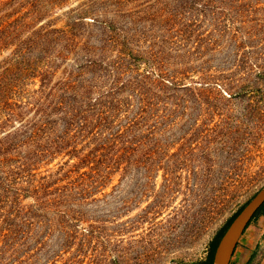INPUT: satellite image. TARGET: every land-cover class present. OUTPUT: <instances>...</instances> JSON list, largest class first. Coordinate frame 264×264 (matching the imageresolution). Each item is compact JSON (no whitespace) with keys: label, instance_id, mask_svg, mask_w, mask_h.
<instances>
[{"label":"rangeland","instance_id":"rangeland-1","mask_svg":"<svg viewBox=\"0 0 264 264\" xmlns=\"http://www.w3.org/2000/svg\"><path fill=\"white\" fill-rule=\"evenodd\" d=\"M10 14L0 264H204L264 187V0H0ZM231 264H264V209Z\"/></svg>","mask_w":264,"mask_h":264},{"label":"trees","instance_id":"trees-1","mask_svg":"<svg viewBox=\"0 0 264 264\" xmlns=\"http://www.w3.org/2000/svg\"><path fill=\"white\" fill-rule=\"evenodd\" d=\"M14 15L15 14L6 15V16H4V18L2 20L0 19V47L1 46L2 47L9 46L10 43H11V40L14 38L12 33L14 32V30L16 31V30L19 29L20 19H15V20L12 19L11 20V17L14 16ZM27 42H28V46H29V51L31 49L34 50L35 46L38 43L37 40L34 38V36L28 38ZM23 45H25V46H23ZM19 46L20 47H19L18 50H19V52L22 55L28 49L27 43L25 41H21L19 43ZM7 72L8 71L5 69L0 74V107H3L2 109H5L8 112H12L14 114V111L12 109L13 103L11 101H9L10 99H9L8 95H9V93H12V92L15 93V92H17V89L18 88L15 85H13V84L10 85V86L8 85L10 83L8 81V73ZM74 89H75V87L68 88L69 92H70V90H72V93L73 94L75 92ZM62 100H64V97H62ZM62 102L63 101L57 103L55 107H57V105L58 106L63 105ZM55 107H53V108H55ZM9 114H11V113H9ZM44 116L47 117L49 120H45L43 122V124L41 125V127H36L35 126L33 128L44 129L47 126V124L50 122L49 113H46ZM10 136H11V134L10 133H7L4 138H1L0 139V163H2V164L4 163V161L7 160L6 158H3V153L5 152V150L8 149L9 146H11V144L17 145V144L14 143L16 140L15 139H12V137H10ZM263 209H264V206L254 216V218L252 219V221L258 216L259 213L262 212ZM236 214L226 223V225L222 228V230L220 231V233L218 234V236L211 243L210 252L208 254L207 259L204 261V264H213V256H214L215 249H216V247L218 245V242L221 239V237L223 236V234L226 231V229L228 228V226L230 225V223L233 220V218L236 216ZM252 221L249 223L248 227L251 225ZM247 228H246V230H247Z\"/></svg>","mask_w":264,"mask_h":264},{"label":"water","instance_id":"water-1","mask_svg":"<svg viewBox=\"0 0 264 264\" xmlns=\"http://www.w3.org/2000/svg\"><path fill=\"white\" fill-rule=\"evenodd\" d=\"M264 206V187L236 214L218 242L213 264H231L238 243L254 216Z\"/></svg>","mask_w":264,"mask_h":264}]
</instances>
